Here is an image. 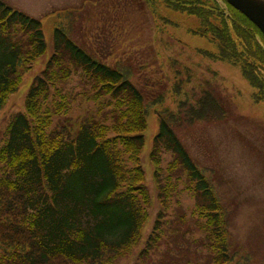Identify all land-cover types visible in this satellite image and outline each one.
<instances>
[{"label":"trees","instance_id":"16d2710c","mask_svg":"<svg viewBox=\"0 0 264 264\" xmlns=\"http://www.w3.org/2000/svg\"><path fill=\"white\" fill-rule=\"evenodd\" d=\"M145 1L195 18L199 27L190 33L215 50L198 54L238 68L254 101L264 102V37L243 15L224 0ZM53 40L24 113L12 117L0 146V264H114L139 245L149 220L151 196L140 162L148 107L129 68L101 62L63 27L55 29ZM45 52L40 21L0 0V109ZM76 73L85 89L79 96L94 111L77 122L62 121L74 103L64 86ZM181 86L176 83L177 91ZM212 90H203L192 103L181 102L177 115L168 110L157 115L149 159L160 208L139 264L163 242L167 197L179 187L194 201L209 263L237 264L219 197L175 133L183 122L226 117L223 97ZM164 153L171 156L166 169Z\"/></svg>","mask_w":264,"mask_h":264},{"label":"rangeland","instance_id":"374dc122","mask_svg":"<svg viewBox=\"0 0 264 264\" xmlns=\"http://www.w3.org/2000/svg\"><path fill=\"white\" fill-rule=\"evenodd\" d=\"M2 1L40 21L46 52L24 73L17 92L0 109V146L12 117L24 113L26 95L53 53L57 28L66 29L75 44L101 62L129 68L132 82L145 97L149 116L140 162L152 206L139 245L114 264H139L138 254L160 208L149 159L157 115L163 110L177 115L181 102L192 103L208 89L223 97L226 117L183 122L175 126V133L219 197L235 263L264 264V102L254 101L253 90L238 68L198 54L199 50L215 51L208 40L190 33L199 27L198 21L159 3L149 6L145 0ZM178 82L182 84L179 91L175 88ZM83 84L76 73L64 86L74 103L62 121L77 122L94 111L93 105L79 96L85 90ZM170 161V154H162L163 169ZM165 179L163 171L161 181ZM166 204L163 242L145 264H210L200 246L190 194L179 187Z\"/></svg>","mask_w":264,"mask_h":264},{"label":"water","instance_id":"95a60500","mask_svg":"<svg viewBox=\"0 0 264 264\" xmlns=\"http://www.w3.org/2000/svg\"><path fill=\"white\" fill-rule=\"evenodd\" d=\"M251 22L264 37V0H224Z\"/></svg>","mask_w":264,"mask_h":264}]
</instances>
